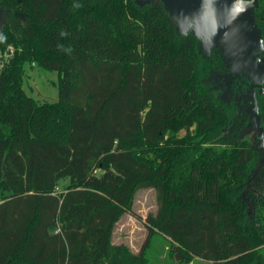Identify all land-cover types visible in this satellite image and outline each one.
<instances>
[{"label":"trees","instance_id":"obj_1","mask_svg":"<svg viewBox=\"0 0 264 264\" xmlns=\"http://www.w3.org/2000/svg\"><path fill=\"white\" fill-rule=\"evenodd\" d=\"M0 8V50H15L0 69V264H149L155 233L187 261L264 264L263 144L246 132L254 95L223 98L220 46L179 33L160 0ZM253 14L264 44V0ZM25 63L58 72L57 101L27 93ZM256 101L264 132L260 89ZM142 188L156 190L157 211L136 252L113 232L136 216Z\"/></svg>","mask_w":264,"mask_h":264},{"label":"water","instance_id":"obj_2","mask_svg":"<svg viewBox=\"0 0 264 264\" xmlns=\"http://www.w3.org/2000/svg\"><path fill=\"white\" fill-rule=\"evenodd\" d=\"M135 1L140 6H144L154 0ZM160 1H162L165 9L169 12L170 16L174 20L179 33H181V29L176 18L179 17L181 13H183L184 17H187L190 22L196 23L199 20L200 14L203 12L204 5L209 4L215 10L216 19L218 22L216 34L212 36L210 41L206 42L196 34L195 28H192L190 31H192L200 39L201 48L204 51L209 52L212 47H221L225 63L230 69L232 76L240 75L235 72L238 68H250L251 74L248 75V78L251 79V89L254 92V88L259 87L260 92H264L262 85L264 81V58L260 57L259 55L264 44L261 31L255 22V17L253 14V8L256 5V0H244L245 11L239 14L235 19L231 20V22H229V13L237 0ZM2 12L5 13L6 11L0 8V13ZM257 46L258 48L256 49ZM239 55H241V59L237 58ZM241 61H243V64L239 67H236L234 71L231 65L234 64L237 66ZM254 109L257 122L260 125V117L255 95ZM262 141L264 144V138H262Z\"/></svg>","mask_w":264,"mask_h":264},{"label":"rangeland","instance_id":"obj_3","mask_svg":"<svg viewBox=\"0 0 264 264\" xmlns=\"http://www.w3.org/2000/svg\"><path fill=\"white\" fill-rule=\"evenodd\" d=\"M6 18V12L0 13V35L2 23ZM237 58L241 59V55ZM242 64L243 61L237 66L232 64L231 67L234 70ZM25 69L24 88L27 93L39 101L53 102L58 100L60 79L57 71L45 69L37 64L31 66L29 63H25ZM235 72L246 75L247 77L251 74L250 68L247 67L243 69L238 68ZM231 76L232 74H229V76L226 77L228 81ZM227 92V90H224L223 98L227 97ZM246 132L254 137L258 134V128L252 125L248 127ZM182 133H184V131H182ZM67 184L68 179L63 180L59 188H63ZM133 208L136 216L126 212L116 223L113 232V241L115 243L126 244L131 250L138 251L148 235V225L145 222L146 217L149 213H155L157 211L156 190L154 188H142L138 190L134 198ZM165 244V239L161 234H153L151 247L147 251L149 264H215V262L201 258H194L191 261H187L179 253H176L174 256L170 253L169 249L167 250L165 248ZM262 250L264 252V248Z\"/></svg>","mask_w":264,"mask_h":264},{"label":"clouds","instance_id":"obj_4","mask_svg":"<svg viewBox=\"0 0 264 264\" xmlns=\"http://www.w3.org/2000/svg\"><path fill=\"white\" fill-rule=\"evenodd\" d=\"M76 7H80V5H76ZM243 11H245L244 0H237L230 10L229 22L235 19ZM176 19L182 34H187L192 28H195L196 34L206 42L211 40L212 36L216 34L218 29L215 10L209 4L204 5L203 12L200 14L199 20L196 23L190 22L187 17H184L183 13H181ZM2 39L3 37L0 36V40Z\"/></svg>","mask_w":264,"mask_h":264},{"label":"flooded vegetation","instance_id":"obj_5","mask_svg":"<svg viewBox=\"0 0 264 264\" xmlns=\"http://www.w3.org/2000/svg\"><path fill=\"white\" fill-rule=\"evenodd\" d=\"M224 74L225 76H223ZM224 74H214L212 76V80L213 82L217 83V86H222L224 90L228 91L226 99H230L233 97L235 98L237 97L238 99L239 97L245 96L249 92L252 94L251 96L252 100H253V94L257 97L259 87L254 88V92H255L254 93L253 90L251 89L252 88L251 79H249L246 75H243V74L233 75L229 78V81H228L226 77H228L229 74H231V71L229 70L227 73H224ZM223 92H222V96H223ZM250 115L252 116L251 126L254 125L258 128V135L260 137V142H261L262 138H264V132H263L261 123L259 125V123L257 122L254 108L251 110ZM261 144H263V141ZM262 148H263V155L261 159V164H264V144L262 145ZM255 172L257 173V171ZM256 173H254L253 175H255Z\"/></svg>","mask_w":264,"mask_h":264},{"label":"built area","instance_id":"obj_6","mask_svg":"<svg viewBox=\"0 0 264 264\" xmlns=\"http://www.w3.org/2000/svg\"><path fill=\"white\" fill-rule=\"evenodd\" d=\"M14 47L12 45L8 46L5 51H0V69H2L10 60L11 56L14 54Z\"/></svg>","mask_w":264,"mask_h":264},{"label":"crops","instance_id":"obj_7","mask_svg":"<svg viewBox=\"0 0 264 264\" xmlns=\"http://www.w3.org/2000/svg\"><path fill=\"white\" fill-rule=\"evenodd\" d=\"M137 252V251H136Z\"/></svg>","mask_w":264,"mask_h":264}]
</instances>
